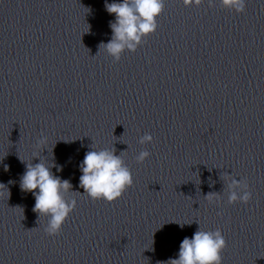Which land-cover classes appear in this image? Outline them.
Instances as JSON below:
<instances>
[{
  "label": "clouds",
  "instance_id": "obj_1",
  "mask_svg": "<svg viewBox=\"0 0 264 264\" xmlns=\"http://www.w3.org/2000/svg\"><path fill=\"white\" fill-rule=\"evenodd\" d=\"M208 5L214 6V0H207ZM185 6H199L204 0H181ZM222 7L242 13L245 9V0H219ZM165 0H122V2L105 3V9L109 14L115 15V20L109 22L112 38L107 43H101L100 49L113 57L114 62L121 59L125 51L135 52L151 34L158 28L157 18L163 13ZM151 134H144L139 139L141 145L151 143ZM47 142V137L41 133L36 141L40 147ZM93 148V147H92ZM94 149V148H93ZM116 149L103 148L90 150L85 153L82 163L79 165L82 175L79 178V187L83 194H87L93 200L103 199L106 202H114L122 197L123 193L134 184L132 172L126 165L123 154L116 155ZM151 153L144 149L135 156L138 163H142L150 157ZM39 163H27L26 171L20 178V188L24 192H30L35 198L33 211L39 218H48L44 231L47 235L58 236L75 210L77 201L69 196L72 185L68 180H62L53 174L52 167L57 171L62 169L55 164L49 167L38 154ZM22 161V160H21ZM8 166L5 165V171ZM230 177L225 173L224 178ZM227 181V203L241 202L247 204L252 199V192L246 180L235 178ZM9 184L14 181H9ZM80 193V192H79ZM10 197V192L3 183H0V198ZM212 201V196H206ZM183 226V225H181ZM227 247L225 237L220 229L204 231L200 227L192 238L185 237L179 247L178 258L170 259L166 264H222V252Z\"/></svg>",
  "mask_w": 264,
  "mask_h": 264
}]
</instances>
